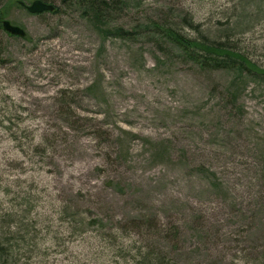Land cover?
I'll return each mask as SVG.
<instances>
[{
    "label": "rangeland",
    "instance_id": "1",
    "mask_svg": "<svg viewBox=\"0 0 264 264\" xmlns=\"http://www.w3.org/2000/svg\"><path fill=\"white\" fill-rule=\"evenodd\" d=\"M7 2L26 32L0 29L1 228L26 222L33 245L17 264H135L121 232L169 264H264V76L195 63L157 33L264 67V0H97L100 19L84 0ZM69 208L110 234L73 235Z\"/></svg>",
    "mask_w": 264,
    "mask_h": 264
},
{
    "label": "trees",
    "instance_id": "2",
    "mask_svg": "<svg viewBox=\"0 0 264 264\" xmlns=\"http://www.w3.org/2000/svg\"><path fill=\"white\" fill-rule=\"evenodd\" d=\"M20 0H8L6 4L9 3V6L12 4H19ZM24 1V0H22ZM49 3H53L55 5V10L52 12H58L59 6L54 2V0H44ZM26 2V1H25ZM87 2L89 6H93V10L95 12L96 19L102 18V10L101 6L97 2V0H84ZM5 8V7H4ZM7 10L2 9L0 11V29L2 28V21L7 16ZM160 36H164L167 38L172 44L177 46L180 50L185 53L186 56L190 57L192 61L195 63H199L201 65H210L215 68H224L233 66L235 68H239L240 70H246L247 72L253 70L257 73H260L264 76V67H260L255 61L250 59L246 54L234 50L232 47L228 46L226 43L213 41L210 42L208 39L201 40L199 38L191 37L184 33L177 31L172 27H161L157 32ZM2 103L5 104V96L0 97V112L3 111L9 119L12 116H9L10 108L9 105H4L2 107ZM36 139L34 138V141ZM41 143V141H39ZM31 204L30 201H28ZM31 207L27 209L30 213ZM68 209V208H67ZM70 209V208H69ZM28 214H24L26 218ZM8 216L7 219L5 217ZM12 215L10 213H4L0 216V264H17L21 260L20 256L24 255L25 252H21L22 248H24L25 244H28L29 248H33L26 238L25 234L31 232L29 228V224L26 222L22 223L24 231L26 233L22 235V237L12 236L14 234V230H4L2 229L3 223H7L9 218ZM65 220L69 222V226L71 227V232L73 235L85 234L88 231L95 230L97 226H99L104 236L109 235V230H106V225L102 224L101 220L98 218H89L83 215L81 212H75L73 209L69 211L66 210ZM16 222V221H13ZM12 222V223H13ZM29 222V221H28ZM17 226H19V222H16ZM125 232L111 234V237L114 239V244L117 245L122 252L124 248L128 249L129 254H133L132 258L135 259V264H169L166 259L158 258L152 251L144 249V247L137 245L135 242H129L125 247L124 242L122 241V235ZM126 237H130L128 233L125 234ZM118 243V244H116ZM98 255V253H93Z\"/></svg>",
    "mask_w": 264,
    "mask_h": 264
},
{
    "label": "water",
    "instance_id": "3",
    "mask_svg": "<svg viewBox=\"0 0 264 264\" xmlns=\"http://www.w3.org/2000/svg\"><path fill=\"white\" fill-rule=\"evenodd\" d=\"M22 6H26V8L29 10V12L34 14H39L43 12H51L54 11L55 5L53 3H48L44 0H33L30 4H26L24 1H19ZM3 29L10 34L18 35L21 37H25L26 32L25 30L18 26L13 24L10 20L5 19L2 23Z\"/></svg>",
    "mask_w": 264,
    "mask_h": 264
}]
</instances>
